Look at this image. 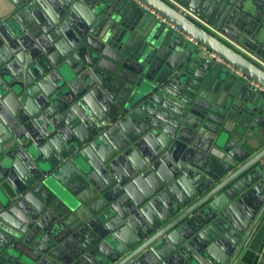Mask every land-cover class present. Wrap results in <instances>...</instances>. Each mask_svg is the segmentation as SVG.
I'll return each mask as SVG.
<instances>
[{
  "label": "water",
  "instance_id": "water-1",
  "mask_svg": "<svg viewBox=\"0 0 264 264\" xmlns=\"http://www.w3.org/2000/svg\"><path fill=\"white\" fill-rule=\"evenodd\" d=\"M137 1L264 88V0H0V264H264V92Z\"/></svg>",
  "mask_w": 264,
  "mask_h": 264
},
{
  "label": "built area",
  "instance_id": "built-area-1",
  "mask_svg": "<svg viewBox=\"0 0 264 264\" xmlns=\"http://www.w3.org/2000/svg\"><path fill=\"white\" fill-rule=\"evenodd\" d=\"M174 2V0H169ZM137 3L140 5L141 8L148 10V12H150L151 14H153L156 18H158L161 22L166 23L170 29L172 31H174L175 33L183 36L185 39H187L190 43H192L193 45L200 47L201 49H203L206 53V56L208 58H210L211 60H213L216 64L221 65L223 67H225L226 69H228L229 71H231L233 74L245 79L247 82H249L250 85H252L253 87H255L256 89L263 91L264 92V88L259 85L258 83H256L254 80L249 79L243 72H241L240 70H238L237 68H235L233 65H231L230 63H228L227 61H225L222 57H220L218 54H216L215 52L206 49V47L202 46L199 42H197L193 37H191L190 35L184 33L179 27H177L176 25H173L172 23H170L166 18L162 17L161 15H159L157 12H155L153 9L147 7L146 5H144L143 3L137 1ZM175 4H177L176 2H174ZM178 5V4H177ZM178 7L180 8L181 11H183V13H185L186 15L192 17L193 19L198 20L199 22H202L203 24H205L208 28H212L211 26H209L208 24L204 23L200 18L197 17L196 13L192 12L191 10L178 5ZM213 29V28H212ZM219 34V33H218ZM225 38V37H224ZM247 53V55L253 59L257 64L261 65L264 67V60H262L261 58H259L258 56H256L255 54L245 51Z\"/></svg>",
  "mask_w": 264,
  "mask_h": 264
},
{
  "label": "crops",
  "instance_id": "crops-1",
  "mask_svg": "<svg viewBox=\"0 0 264 264\" xmlns=\"http://www.w3.org/2000/svg\"><path fill=\"white\" fill-rule=\"evenodd\" d=\"M258 16L257 11H252V18ZM264 16V15H263ZM258 25L260 26V32H259V37L262 40V43H264V19L262 21H258ZM205 144V143H204ZM68 182V181H67ZM68 184V183H67Z\"/></svg>",
  "mask_w": 264,
  "mask_h": 264
}]
</instances>
